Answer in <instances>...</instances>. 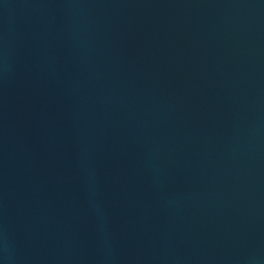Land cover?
Segmentation results:
<instances>
[{
    "label": "water",
    "instance_id": "95a60500",
    "mask_svg": "<svg viewBox=\"0 0 264 264\" xmlns=\"http://www.w3.org/2000/svg\"><path fill=\"white\" fill-rule=\"evenodd\" d=\"M0 264H264V0H0Z\"/></svg>",
    "mask_w": 264,
    "mask_h": 264
}]
</instances>
